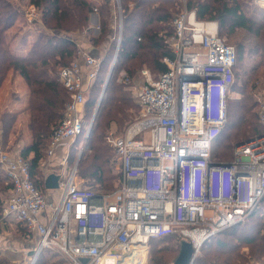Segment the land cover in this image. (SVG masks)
<instances>
[{
    "label": "built area",
    "instance_id": "built-area-1",
    "mask_svg": "<svg viewBox=\"0 0 264 264\" xmlns=\"http://www.w3.org/2000/svg\"><path fill=\"white\" fill-rule=\"evenodd\" d=\"M251 2L264 8V0ZM23 15L29 22L38 19L28 2ZM171 25L169 54L161 58L166 69L156 76L140 69L138 116L108 138L120 173L114 190L77 185L76 165L66 172L71 146L90 131L83 107L100 65L90 52L58 70L68 98L39 161L43 181L59 167L52 169L60 177L57 198L35 183L29 158L0 141V168L10 185L3 216L34 238L31 264L53 250L59 256L51 264H147L146 243L165 234L191 243V264L206 239L243 221L264 197V133L235 145L228 160L211 157L226 119L235 47L218 34L215 21L198 19L193 10L183 8ZM117 81L131 83L124 72ZM257 102L264 127V96Z\"/></svg>",
    "mask_w": 264,
    "mask_h": 264
},
{
    "label": "trees",
    "instance_id": "trees-1",
    "mask_svg": "<svg viewBox=\"0 0 264 264\" xmlns=\"http://www.w3.org/2000/svg\"><path fill=\"white\" fill-rule=\"evenodd\" d=\"M20 1L0 0V85L8 71L12 70L24 79L29 89L25 109L28 111L26 125L30 141L21 145L19 151L29 158L30 173L35 183L43 190L44 181L39 161L45 156L49 137L62 117L64 104L68 98L66 90L58 80L57 67L59 70L78 57V41L70 32L76 29L91 32L89 14L97 9L99 34L89 37L90 44L94 47L105 40L108 41L112 30V9L109 0L97 5L88 0H27L39 11L42 24L38 25V33L29 49L24 54H18L11 49L6 31L20 15ZM119 5L122 10L121 36L115 64L100 96L95 90L96 85L100 87L104 81V76L100 78L101 65L86 93L93 95L94 101L99 96V102L90 132L84 137L86 149L80 153L76 168V176L79 175L85 180V184H96L105 191L112 188L115 174L111 172L110 147L104 140V134L112 122L116 123L118 128L124 125L131 115V111L126 110L128 107L135 112L140 109L138 103L133 102L128 91L124 89L126 84L118 82L117 78L120 72H124L128 77L132 76L137 64L135 61L140 59V63L145 59L150 61L154 68L151 71L153 76L166 69L161 61L164 55L169 54L166 38L173 33L171 22L183 7L193 10L198 19L215 21L219 35L225 34L230 38L240 28L252 36V40L242 37L234 42V77L230 88L241 92L243 96L238 99H228L226 102V119L214 141L215 145L211 150L212 159L228 160L232 157L236 143L264 133V127L258 122L257 109H254L256 101L252 99V94L247 92L248 88L252 89L255 86L256 79L264 86V15L260 19L251 16L245 11L241 0H119ZM113 47H115L114 36L104 55L103 61L107 59L106 64L104 63L105 69L110 63L112 55L109 51ZM247 61L252 64L247 66ZM237 76H240L239 82ZM86 95L83 107L85 120V106L91 107L93 102V100L86 101ZM4 115L10 119L6 125L9 132L15 113L7 112ZM81 138L83 137L78 136L76 140ZM9 188L6 178L0 176V211ZM4 193L6 195L3 198ZM263 205L264 197L243 221L220 230L206 239L204 248L208 249V244L213 242L216 245L227 246L229 253L221 264H232L244 259L245 256L236 251V243H230L222 237L239 238L244 244L250 245L251 255L260 260V264H264V219H254L255 210L259 207L264 208ZM248 220L253 221L249 226H247ZM172 238H175L174 242L171 241ZM168 240L171 241L169 245L158 246L159 243H166ZM148 241L152 245L149 263L170 264L178 254L181 239L175 234H165L150 237ZM206 254L210 253L206 252L205 255L197 258L195 264H207Z\"/></svg>",
    "mask_w": 264,
    "mask_h": 264
},
{
    "label": "rangeland",
    "instance_id": "rangeland-1",
    "mask_svg": "<svg viewBox=\"0 0 264 264\" xmlns=\"http://www.w3.org/2000/svg\"><path fill=\"white\" fill-rule=\"evenodd\" d=\"M109 1H110L111 9H112L111 10L112 11V13H111L112 30L110 32L111 33V35L109 37L110 39L108 41L105 40L103 43H101L97 46H94V47L91 46L90 41H89V37H92V36L95 37L96 35H98L99 34V28L94 29L91 27V29H92L91 32H86V30H79V29H76V30L70 32L71 36L75 37L78 41V45H79L78 46L79 47L78 55L84 51L90 52L91 54L95 55L101 62V64H100L101 65L100 66L101 77L100 78H102V76H104V81L100 87L98 85H96L97 87L95 90V92H97V94H99V96L102 92L103 85H104V82H105V79L107 77V73L109 70V66H110L113 58H114L113 66L115 64L116 51H117V47L119 44V42H118L119 12L117 9V3H116V0H109ZM241 1H243L244 9L248 14H250L253 17H256L257 19L262 18V16L264 15V8L253 5L251 0H241ZM20 4H21L20 15L16 18L12 27H10V30L7 29V31L9 30V32L6 31V38L9 41L10 47H13L14 45L16 46L17 39H18V38L12 37L11 36L12 33L14 36H18L22 39L25 38L26 42H29L31 44L34 41V39L38 33V29H37L38 26H36V25L42 24L41 15H40L38 10H37L38 19L36 21H31V22L27 21L23 15V10L25 8V5L27 4V0H21ZM183 8H181V10ZM120 12H122L121 7H120ZM120 24H121V22H120ZM29 25H33L32 27L36 29L32 32V36H29L30 38L24 37L26 35H25V32H23L24 31L23 29L25 27H28ZM28 30H31V29H28ZM28 30H25V31L28 32V34H29ZM35 31H37V32H35ZM166 31L167 30H165V33H166ZM163 33H164V31H163ZM112 34L115 37V47H113L109 51V53L112 56H111L108 68L105 69L104 66L106 64L107 59H105L104 61H103V59H104V55L106 53V48L109 46L110 41L113 38ZM22 35H24V36H22ZM120 36H121V31H120ZM220 36L225 38L226 41L228 43L232 44L233 46H234L235 40L241 39L242 37H247L250 40H252V36L250 34H248L245 30L240 29V28L238 30H236V32L230 38L227 37L225 34H221ZM92 48H94V49H92ZM140 60L135 61L137 63L135 70H134L132 76H129L131 83L126 84V86H124V89H126L128 91L133 102H136L135 97H134V93H135L134 90H135L136 82H138V80H139L140 69L141 68H147L150 71L154 70L150 61L145 59L144 62L140 63ZM250 64H252V62L247 61L246 65L249 66ZM113 66H112V68H113ZM106 70H107V73H106ZM9 71H12V70H9ZM57 71H58V67H57ZM120 71H122V69ZM116 72H117V70L115 71V73ZM237 77H238L237 80L239 82L240 76H237ZM9 81H10V83H12V86L7 85L0 92V141L5 148H8V149L13 150V151L14 150L19 151V149H20L19 139L22 140V137H21L22 133H21V131L14 129L13 127H14V124H15L17 118H19L21 115L19 114V111L17 108L15 110H11V111L9 110L8 111L6 106H7V103H11V102L19 103V100L21 99V97H23L25 99L26 95H28L27 97H29V89H28V87H25V88L23 87V82H21L20 85L17 81L13 82V77L12 76L10 77V75H9ZM254 81H255V86L252 89L250 88L251 90L247 87L248 88L247 92L252 94V99L256 101L255 102L256 105H255L254 109H257V103H258L257 99L261 96H264V86L262 85L263 83L261 84L260 83L261 81H259L257 79ZM98 82L99 81H97V83ZM19 86H22V90H21V87H19ZM99 96L94 101L93 95H91V96H90V94L86 95V101L93 100L91 107H89L87 105L85 106L86 107L85 108V112H86L85 126H87L88 123L89 124L91 123L90 129L92 127L93 116H94V112L96 109V105H97ZM242 96H243V94L241 92L233 90L232 88L229 89L228 99H232V98L238 99V98H242ZM129 108L130 107H128L126 110L131 111V115H130L129 119L124 122V125L121 128H118V125L116 123L112 122V123H110V125L107 129V132H105V134H104V140L107 143V145L110 147L109 150L111 153V157L109 159V163H110V167H111V172H113L115 174V180L113 181L112 188H110L106 191L114 190L120 181L118 161L115 157V154L113 152L111 145H109L110 143L108 141V138L111 136L115 137V136L121 134L124 131V129L126 128V126L138 116L139 111L135 112L132 108H130V109ZM132 111H134V113ZM7 112L8 113H10V112L15 113V119H14V122L12 123V126L9 127L10 128L9 132H8L6 125L8 124V120L10 122V119H8V116L4 115ZM85 147H86V144H85L84 138L76 140L74 143V146L73 145L71 146V148L69 150L70 154L68 153V158H67V163H66V172L71 170V168L74 165H76L75 167L77 168V163H78L77 157H78V155H80V153L83 150L86 149ZM76 160H77V162H76ZM58 169H59V167H56V166L53 167V170H55V171H57ZM0 174L2 175L1 170H0ZM75 183L79 186L92 187V188H95L96 190H99V191H105V189H102L99 186L97 187L96 184H94V185L85 184V180L80 178L79 175L76 176ZM5 195L6 194L4 193L2 197L4 198ZM2 205H3V203H2ZM255 208H256V206L252 210H254ZM254 214H255L254 219H258V220H259V218L264 219V208H261V209H260V207L257 208L255 210ZM250 222H253V221L248 220L247 226H249ZM27 234L28 233L26 232V230L22 229V227L18 223H16L15 221L11 220L8 217H4L3 216V210L1 209V211H0V264H31L32 259L34 258V238L31 235H27ZM175 238H172L171 241L174 242L173 239H175ZM222 239H224L230 243H236V245H237L236 251H238L239 253H242L245 256L244 259H241L240 261L233 262L234 264H260V262H259L260 260L256 259L255 257H253L251 255V250L249 249V247H250L249 244H244V242H242L239 238L234 239L232 237L229 238L228 236H223ZM169 241L170 240H168V242H166V243H164V242L159 243L158 246L169 245V243H171V241L170 242ZM204 244L205 243L203 242L201 244L200 248L197 250L195 256L193 257L191 264H195V261L197 260V258L205 255L206 252H209L211 254V255L206 254V255H208L207 264H221L224 257L227 256V254L229 253L227 246L216 245V243L213 242V244L209 243L210 245L208 244V249H206V248H204V246H205ZM215 247H217V248H215ZM146 248H147L146 261H147V264H151V263H149V257H150V250L152 248V245H150L149 241L146 243ZM52 252H53V254L52 253H46V252L41 253V255L39 254V256H37L34 259L33 264H51V262H53V260L59 256L58 251L53 250Z\"/></svg>",
    "mask_w": 264,
    "mask_h": 264
},
{
    "label": "crops",
    "instance_id": "crops-1",
    "mask_svg": "<svg viewBox=\"0 0 264 264\" xmlns=\"http://www.w3.org/2000/svg\"><path fill=\"white\" fill-rule=\"evenodd\" d=\"M88 1H92L93 3H95V5H97L98 3H101L102 1L104 0H88ZM22 17V16H21ZM89 23H90V26L92 28H96L95 26L98 24L99 25V12L98 10H93L90 14H89ZM93 24V25H92ZM39 25V24H38ZM36 25V26H38ZM111 25H112V20H111ZM33 25H29L28 27H25L23 30V32H25V35H22L24 37H29V36H32V32L34 30H36L35 28L32 27ZM12 27V26H11ZM28 29H31V30H28ZM97 29V28H96ZM10 30V28H9ZM9 30L7 32H9ZM25 30H28L29 31V34L28 32H26ZM37 32V31H35ZM24 34V33H23ZM12 37L14 38H18L17 39V44L16 46L14 45L13 47H11V49L15 52V53H18V54H24L30 47V43L29 42H26V39H22L18 36H14L13 33L11 35ZM30 38V37H29ZM79 38V37H78ZM94 49V48H92ZM9 75L10 77L12 76L13 77V82H18L19 85L21 82H23V87H27L26 83L24 82L23 78L18 74V73H15L13 71H9L7 73V76L5 77V79L3 80L1 86H0V92L3 88H5L7 85H10L12 86V83H10L9 81ZM14 86V85H13ZM21 87V90H22V86H19ZM28 95L25 96V99L23 97H21V99L19 100V103H15V102H11V103H7V109L8 111L10 110H15L16 108L18 109L19 111V114L21 115L19 118H17L15 124H14V129L18 130V131H21L22 133V140L19 139V142H20V145H23L25 143H28L30 141V138H29V130L27 129V120H28V111L25 109V105L27 104V100H28ZM21 101V102H20ZM58 156V154L56 155ZM57 159V158H56ZM51 168V167H50ZM53 167L51 168V171L50 173L53 172ZM0 170L2 171V169L0 168ZM54 173V172H53ZM1 177H4V174H3V171H2V175L0 174ZM43 191H45V193H47L49 196H52V197H55L57 198L58 197V193H59V189L58 187L57 188H45V186L43 185ZM20 225V224H19ZM21 227H23L22 225H20Z\"/></svg>",
    "mask_w": 264,
    "mask_h": 264
},
{
    "label": "water",
    "instance_id": "water-1",
    "mask_svg": "<svg viewBox=\"0 0 264 264\" xmlns=\"http://www.w3.org/2000/svg\"><path fill=\"white\" fill-rule=\"evenodd\" d=\"M108 75L106 79L108 78ZM98 102H97V105H98ZM97 105H96V108H97ZM241 143L242 142H238L235 145L237 146V145H240ZM78 157H77V160H78ZM59 178L60 177L57 173H53V172L49 173L44 181L45 188H57L59 186ZM192 253H193V249H192L191 243L184 239L181 240L179 244L178 254L171 264H188L191 259Z\"/></svg>",
    "mask_w": 264,
    "mask_h": 264
}]
</instances>
